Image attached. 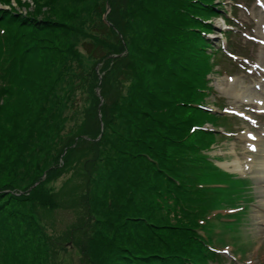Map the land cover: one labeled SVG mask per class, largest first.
Segmentation results:
<instances>
[{
    "label": "trees",
    "instance_id": "obj_1",
    "mask_svg": "<svg viewBox=\"0 0 264 264\" xmlns=\"http://www.w3.org/2000/svg\"><path fill=\"white\" fill-rule=\"evenodd\" d=\"M15 1L22 5V0ZM47 1L34 0L38 12L59 3ZM216 1L134 0L139 17L144 9L143 25L151 31L141 38L144 48H149L143 54L149 63L145 75L138 74L132 94L112 96L107 87L99 98L95 90L90 91L81 123L60 137L59 143H67L50 164L51 153L36 163L29 157L27 138L22 134L34 124L30 106L43 91L45 72L57 50L50 42L57 21L18 13L14 7L0 8V176L6 174V182L0 184V229L12 226L21 230V221L27 226L36 221L31 211L37 203L38 208L50 211L62 206L56 199L58 193L46 188L47 183L73 170L79 176L89 172L83 189L96 184V211L114 218L92 230L93 221L87 218L94 216L90 198L79 192L74 198L72 206L87 205L89 215H81L80 225L73 228L83 236L70 241L75 240L84 250L90 264H223L225 260L211 244L213 233L220 226L234 227L231 218L245 212L248 205L237 203L244 199L243 186L232 189L231 198L224 200L216 195L219 186L204 184L225 179L212 174L217 168L205 163L206 151L218 133L203 129L209 122L220 123L217 114L204 109L213 91L209 75L223 55L206 37L213 30L209 20L224 15L222 2ZM112 30V25L101 21L97 37L105 40L102 34ZM83 44L89 54L105 60L123 51L112 47L103 51L92 40ZM31 160L37 165L30 185L34 186L22 189L13 181L15 177H9L26 165L32 168ZM66 189L67 184L59 194L65 196ZM225 201L236 210L216 214L217 208H225ZM214 214L219 224L213 220ZM85 226L88 231L83 230ZM208 231H212L210 235ZM5 249L6 264H15L10 262L8 249H14L17 257L33 253L14 244L13 236ZM240 252L244 255L245 248Z\"/></svg>",
    "mask_w": 264,
    "mask_h": 264
},
{
    "label": "rangeland",
    "instance_id": "obj_2",
    "mask_svg": "<svg viewBox=\"0 0 264 264\" xmlns=\"http://www.w3.org/2000/svg\"><path fill=\"white\" fill-rule=\"evenodd\" d=\"M114 1L59 0L56 5L42 7L40 12L34 0H22V5L15 0H12L10 4L0 3V7L5 9L14 7L18 13L48 16L57 21V26L53 27L55 35L51 36L53 42L50 41L54 50H57L52 62L48 65L44 80L42 78L43 91L39 93L37 101L32 102L33 106H30L34 124L25 129L22 134L27 138L25 141L29 147V157L33 156L35 163L40 162L48 153H51L48 163L53 162L57 153L67 143V140L59 143L60 137L70 133L72 129L75 130L81 123L80 115L90 104V91L95 90L97 95H101L102 91L109 87L112 96H116L119 92L124 95L129 94L127 92L131 93V88L136 85L138 74L145 75L144 69L148 62H145L143 54L149 48H144L145 43L141 38L143 39L148 32L151 34V31L143 25L141 13L144 9L141 10L139 17V10H135L138 6L134 0H119V3ZM41 2L48 1L41 0ZM224 2L229 15L233 16L230 12L234 2L232 0ZM236 5L237 14L234 20L237 25L233 27L235 32L231 34L226 32L231 27L225 24L224 19L216 17L212 19L215 29L214 36L210 37L212 44L223 46L225 50L232 48L237 55L233 58L236 62L223 61L222 67L211 75L214 91L208 97V107L216 112L224 113L229 109L242 110L249 115L250 120L241 117L240 119L226 116L220 118L221 125L229 129L233 126L234 130L230 135L225 134L228 139L219 137L218 141L221 142L211 151V154L219 157L215 161L217 165L222 162H232L237 156L242 162H250L251 169L243 173L251 179L245 183V189L254 201L249 204V209L241 223L229 229H219L218 237L226 239L224 243L231 242L239 245L228 244L230 246L226 247L229 261L234 260V250L235 255L240 256L237 248L241 246L246 250V260L236 264H249V262L264 264V179L262 178L264 168L261 173L256 168L260 162L264 161V113H259L260 103L264 101V44L262 43L264 42V0H237ZM101 21L113 26L111 32L102 34L105 39L102 41L96 33ZM124 32H126L125 35ZM248 37H254L259 42ZM89 40L94 41L95 46L101 47L103 51L111 47L113 50L123 51L110 54L106 60L100 59L99 56L91 55L84 49L83 42ZM230 42L232 47L229 46ZM223 70H228L230 74L222 75ZM230 75L235 79L230 80ZM233 91H240L241 96L236 98L232 94ZM100 95L99 98L102 96ZM219 104H223L224 109H220ZM222 130L226 133L225 129ZM120 131L127 130L120 128ZM248 134H254L255 148H250L251 141L247 139ZM33 160H31L32 168L29 169L26 165L25 168L19 169V173L12 172L9 177H15L13 181L22 189L24 186L29 188L32 184L35 176L33 170L37 166ZM75 172L73 170V172L65 173L46 185V188L58 193L56 199L58 205L64 203L62 206H56L50 211L38 208L39 203H37L35 210L33 206L31 211L36 221L33 223L30 221L28 226L21 221V230L12 226L6 228L8 229L6 231L0 229V264L7 263L5 247L12 236L14 244L33 250L34 253L28 254V257H17L14 249H8L10 262L15 264H90V261L88 262L85 258L84 250L80 249L78 244H74L75 240H79L83 235L73 229L81 221V215L88 216L89 212L86 209L87 205L83 203L80 207H73L74 198L78 192L90 198L94 216L89 215L87 218L93 221L92 230L96 229L94 226L103 228L104 220L108 219L107 222H109V219L114 220V218L106 216L104 211H98V209L96 211L97 206H94L97 200L94 193L96 184L91 188L90 183L83 189L84 184L86 185V176L90 178V173L79 176ZM214 173L219 171L214 169ZM5 175V172L1 174L0 184L6 182ZM66 184V195L62 196L59 193ZM33 186L34 184L30 186V189ZM218 191L219 198L224 200L231 198L229 190ZM227 208L231 206L226 205ZM40 215L41 219H39ZM87 224L90 222L87 221ZM82 228L84 230L86 226ZM71 237L76 239L70 241ZM259 248L262 249L258 251Z\"/></svg>",
    "mask_w": 264,
    "mask_h": 264
},
{
    "label": "bare ground",
    "instance_id": "obj_3",
    "mask_svg": "<svg viewBox=\"0 0 264 264\" xmlns=\"http://www.w3.org/2000/svg\"><path fill=\"white\" fill-rule=\"evenodd\" d=\"M233 79H235V78H233ZM233 79L230 78V80H233ZM232 94L236 98H239L241 96L240 91H233ZM260 105H261L260 108H264V101L262 103H260ZM248 136L252 140H255L256 139L255 136H254V134H248ZM251 144H255V142H252ZM233 154L236 157L234 151H233ZM245 164L251 165L250 162H248V163L242 162L241 159L238 156L232 162H222L221 163L222 167H224V168H226V169H228L230 171H235V172H243V170H246L247 169V166H245ZM256 168L261 173L262 169L264 168V161L260 162L259 165L256 166ZM262 178L264 179V172H263Z\"/></svg>",
    "mask_w": 264,
    "mask_h": 264
},
{
    "label": "snow or ice",
    "instance_id": "obj_4",
    "mask_svg": "<svg viewBox=\"0 0 264 264\" xmlns=\"http://www.w3.org/2000/svg\"><path fill=\"white\" fill-rule=\"evenodd\" d=\"M225 251H227V250H225ZM249 264H251V262H249Z\"/></svg>",
    "mask_w": 264,
    "mask_h": 264
}]
</instances>
